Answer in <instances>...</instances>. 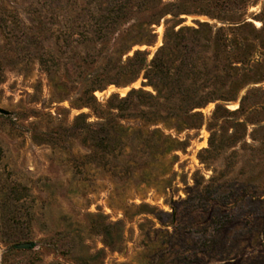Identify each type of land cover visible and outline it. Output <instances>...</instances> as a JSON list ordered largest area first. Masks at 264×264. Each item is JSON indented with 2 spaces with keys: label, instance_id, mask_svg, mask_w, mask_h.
I'll use <instances>...</instances> for the list:
<instances>
[{
  "label": "rangeland",
  "instance_id": "374dc122",
  "mask_svg": "<svg viewBox=\"0 0 264 264\" xmlns=\"http://www.w3.org/2000/svg\"><path fill=\"white\" fill-rule=\"evenodd\" d=\"M0 264H264V0H0Z\"/></svg>",
  "mask_w": 264,
  "mask_h": 264
},
{
  "label": "trees",
  "instance_id": "16d2710c",
  "mask_svg": "<svg viewBox=\"0 0 264 264\" xmlns=\"http://www.w3.org/2000/svg\"><path fill=\"white\" fill-rule=\"evenodd\" d=\"M197 31V30H196ZM184 34L181 29L177 36L180 38ZM170 49V44L167 41L166 44L161 47L152 59L146 52H136L133 60L137 62V65L141 71L146 72L147 79L154 77L155 74L165 72V56Z\"/></svg>",
  "mask_w": 264,
  "mask_h": 264
},
{
  "label": "water",
  "instance_id": "95a60500",
  "mask_svg": "<svg viewBox=\"0 0 264 264\" xmlns=\"http://www.w3.org/2000/svg\"><path fill=\"white\" fill-rule=\"evenodd\" d=\"M19 249H29L32 248L33 245L32 244H21L17 246Z\"/></svg>",
  "mask_w": 264,
  "mask_h": 264
}]
</instances>
